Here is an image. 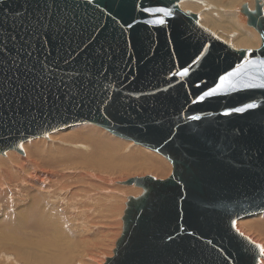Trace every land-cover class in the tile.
I'll return each instance as SVG.
<instances>
[{
    "label": "water",
    "instance_id": "obj_1",
    "mask_svg": "<svg viewBox=\"0 0 264 264\" xmlns=\"http://www.w3.org/2000/svg\"><path fill=\"white\" fill-rule=\"evenodd\" d=\"M179 4L0 0V156L80 125L105 129L173 169L124 183L143 195L130 197L105 264H260L237 229L264 213V89L244 87L259 72L249 66L236 88L204 93L245 59L264 60L263 7H242L261 46L235 49Z\"/></svg>",
    "mask_w": 264,
    "mask_h": 264
},
{
    "label": "bare ground",
    "instance_id": "obj_2",
    "mask_svg": "<svg viewBox=\"0 0 264 264\" xmlns=\"http://www.w3.org/2000/svg\"><path fill=\"white\" fill-rule=\"evenodd\" d=\"M224 1H226L229 6L233 7V10L231 11V13L235 10L238 11V14H235V19L230 18L223 23L225 25L229 24L233 27V29L230 32L228 30H226L225 28H222L220 22L213 20L212 12L213 11H219L221 9L219 5L223 3V0H206V1H203L207 7L205 11H202V8H201L202 6L198 4L200 2L199 0H180L179 6L185 12L197 14L200 22L202 23L201 25L202 26L205 25L204 27L207 29L210 28L209 29L210 31L213 30L212 31L213 33L218 32L221 35L222 34L228 35L230 33H233L232 31H234V29H235L237 32H236L235 36L233 35L234 37H233V41H232V42H234V45L232 44L234 48L239 49V47H248V48L256 47L258 49L261 45L257 42L255 34H253L252 32H250L248 30H245L243 28V25H246V23H248V19H247V16L245 14H243V12H242V7L244 5H247L248 9L250 11L254 12L255 7H256L255 6V0H224ZM258 1L262 5L263 12H264V0H258ZM221 10H223V7ZM233 14L234 13H232V15ZM221 18L224 19L225 15H222ZM243 29H244V31H240ZM230 36H232V35H230ZM230 36H229V38H231ZM257 36L260 39V36L258 35V33H257ZM218 37L221 38L220 36H218ZM223 41H225V40H223ZM260 41H261V39H260ZM240 49H242V48H240ZM83 126H85V125H83ZM80 129H82L81 135H83L84 129L79 128L78 130H80ZM78 130H76V131H78ZM85 130H87V129H85ZM68 131L63 132L64 134L69 133L68 135L65 136V137H71L68 140H60V141L55 140L53 143L52 142L46 143V141H44L42 138H38L40 140H37V142H34V144L29 145V148L26 149L27 151L25 152L24 155H22L24 157H21V156L19 157V156L15 155L14 153H12L13 151H10L9 154H7V155L5 154L6 155V157L4 156L5 158H0V200L2 198H5L6 202L4 204L9 206V203H10V197H8L9 191L6 189L5 185L6 184H8V185L13 184L12 182L14 180H18L19 176L22 177V180L20 179L22 181V184L25 185V188L27 187L26 189H24L26 193L23 191L24 192L23 195H27V196L31 197V199L28 201L26 200V198H24L25 200L22 201V205H20V203H19V205L21 207L19 205L16 206L19 209L17 215H15L13 212L7 211V209H6L7 207L6 208L0 207V254H2V255H0L1 258L3 256H7L8 259H10L11 255H13L16 258V260L19 261V263L23 261V264H94L99 260V259H95L94 255L92 254V249L94 248V244L92 243V239L96 235H94L91 232V230H93V229L90 230V228L93 227L94 225L99 224V226H102V229L103 228L105 229V214L112 216V215H114V213L117 210H121L119 207H123V206H122L121 202L113 200L111 198V194L113 193V190H110L108 188H106V189L100 188L101 194H97V197L95 199L89 200L90 203L94 201L95 203H93V204H87V205L84 204L83 205L82 200L84 202H86L87 196H89V195L91 196L95 190L88 192L86 194V196H83V197L81 196L80 199H77L78 201L81 202V204L77 202L76 198L78 195L83 193V191L85 190L84 188L87 189V186H89L91 188L92 186H90V185H93L96 182H102L103 179L106 177V174H107L106 171L104 173L103 170L105 168H107V166H110L111 164L114 165L116 162H118V159L120 158L121 155L117 156L116 153L114 152L112 146H109V147H106V149L111 151V158H110V157L104 155L102 152L103 142L101 140H103V139H101V138H95L94 139L89 133L88 136H85V139L80 138V140L74 141L72 139V137H75V136H72L73 132H68ZM92 131H93V128H90L89 132H92ZM108 136H110V135H108ZM53 137L50 135L48 137V139H50V141H53L52 140ZM70 140H73V141H70ZM31 141H33V140H31ZM38 142H43V143L40 144ZM64 142H67L68 144L75 146V148L71 147L70 145L65 144ZM96 142H98V143H96ZM28 144H30V143L28 142ZM28 144H26V145H28ZM139 146H141V145H139ZM24 148H25V146H24ZM1 159H3V160H1ZM43 166H47L48 170H49V168L52 171L56 170V172H57L58 167L64 168V169L68 168V169L73 170L74 172L76 170V171L80 172L81 174H75L76 173L75 172L74 174L76 176H74L73 174H72V176L75 178L79 177L82 180V183L75 185V183H77V182L74 183L73 181L65 180L64 175L62 176L61 181H59L60 179L58 180V178H57V180H53L54 179L53 173H51L50 170H49V172L45 171L43 169ZM172 171H173V169H172ZM3 175L5 177L1 178V177H3ZM12 177L14 179V180L12 179L13 181L11 180ZM66 177H67V174H66ZM146 177H151V176H146ZM155 180H157V179H155ZM83 182L89 183V185L83 184ZM134 186L135 185H132L131 187H134ZM135 187L140 188L137 186H135ZM7 188H8V186H7ZM48 191L49 192L52 191V193H54L55 191H57L59 193H63L64 191H65V193L68 192V194H66L65 198H64V199H66L65 201L67 202V205H68L67 208H71V207L75 206V208L78 210V209H82V206H83V208L88 209V211L86 210L87 212L85 210H83V211H85V213L83 212L84 214H82L81 217L77 216V214L75 213V209L71 208L73 211L68 212V214H71L70 220H72L74 222L77 221L78 223H81L83 226H86V228L84 227L81 230L77 229V232H74V233L72 232L73 238L76 241H73V242L70 241L71 243L68 241L64 242V243H60V241H58L59 242L58 243L57 238L55 239V237H54L55 235L53 236L50 234V232L53 231L52 229H55L54 228L55 224L60 221L59 220L57 222V220L59 218H61V216L56 219V223H55L53 221V218L56 217V214L54 213L55 209L53 211L52 210L53 208L51 209L47 204L43 203V201H45L44 199H46L45 193H47ZM84 192H86V191H84ZM5 193H6L7 197H4ZM108 193H110V195H108ZM114 194L115 195L118 194L121 197L124 196L123 194L118 193V192L113 193V195ZM2 195H4V196H2ZM10 195H11V193H10ZM43 197H44V199H43ZM129 199H130V197L128 198V202H129ZM13 200L15 201V199H13ZM105 201H106L107 206L105 204ZM122 201H125V200L122 199ZM25 202H28L27 206L23 205ZM59 207H61V206H59ZM12 209L15 210V208H12ZM56 209H58V208L56 207ZM93 210H94V212H93ZM65 211H67V210L65 209ZM58 214L61 215L60 213H58ZM73 214H75V216H73ZM259 215H262V214H259ZM256 216H258V215H256ZM252 217H248V219H250V218L252 219ZM109 219L112 223V225L110 227V229H112V230L111 231L107 230V231L111 234L117 233L118 232V226L121 225L123 223V221H122V223L120 222L119 216H113ZM245 219L247 220V218H245ZM65 221L66 220H64L63 223ZM241 222L242 221L240 220L237 223L238 231L241 234L247 236L252 242L256 243L260 247H264V239L262 238L263 236L261 235V237H260V236L256 235V233H255V235H253L251 233L252 230H248L249 235L247 233H244L243 231H245V230L242 227V224H240ZM18 223H19V225H18ZM61 223H62V220H61ZM61 223H59L58 225H60ZM58 225L56 224V226H58ZM29 226H31V228H28ZM99 226H98L97 230L100 231L101 227L99 228ZM66 227H64V228H66ZM95 227H97V226H95ZM50 229L52 231H49ZM58 229H57V231H58ZM27 231L30 232L31 235ZM59 231L61 232V230H59ZM65 232H66V230H65ZM53 233H56V231H54ZM32 234L35 237L39 236L40 234H43V235L47 234V236H48V234H50V236H52V237L43 238L44 236L43 237L41 236L40 238H34L32 236ZM61 234H63V233H61ZM68 236L71 237V235H68ZM254 236H256L257 238L258 237L261 238V242L256 241ZM53 237L55 240L50 239ZM59 238L60 237H58V239ZM61 238H62V236H61ZM70 239H72V238H70ZM70 239H67V240H70ZM39 241H41V243ZM102 243H101V245H102ZM54 245H59V247H58V250L55 251L56 253H54V255H52V256H46L45 255V256L41 257L39 255V252L36 251L37 249L42 248V249L46 250V251H43L45 253V252H47V250H51ZM8 259H7V261H8ZM12 259L13 258H11V260ZM3 260H5V259H3ZM9 262L12 263L11 261H9ZM101 262H103V259ZM105 263H106V261H105ZM4 264H5V262H4ZM260 264H264V255L261 258Z\"/></svg>",
    "mask_w": 264,
    "mask_h": 264
},
{
    "label": "rangeland",
    "instance_id": "obj_3",
    "mask_svg": "<svg viewBox=\"0 0 264 264\" xmlns=\"http://www.w3.org/2000/svg\"><path fill=\"white\" fill-rule=\"evenodd\" d=\"M200 2L198 3L199 5H201L202 7V11H205L206 10V5L204 4V2L203 1H206V0H199ZM180 5V4H179ZM220 6V8L222 9V7H223V10H219V11H213L212 12V15H213V20H216V21H218V22H220V24H221V27L222 28H225L226 30H228L229 32L233 29V27L231 26V25H225V24H223L225 21H227L228 19H230V18H232V19H235V14H238V11L237 10H235V11H233L232 13H234L233 15H232V13H231V11L233 10V7H231V6H229L228 4H227V2L226 1H224L223 0V3L222 4H220L219 5ZM231 13V14H230ZM197 15V14H196ZM222 15H225V18L223 19V18H221V16ZM230 15V16H229ZM219 16V17H218ZM200 21V20H199ZM204 22V21H203ZM200 24H202L201 22H200ZM205 26V25H204ZM243 28L245 29V30H248V31H250V32H252L253 34H255V36H256V39H257V42L261 45V41H260V39L258 38V36H257V31L255 30V29H253V28H251V27H249L248 26V23H246V25H243ZM210 29V28H209ZM244 29L243 30H240V31H244ZM213 31V30H212ZM247 31V32H248ZM233 33H230V34H228V35H226V34H220V33H216L215 32V34H217L218 36H220L223 40H225L227 43H229V44H233L234 45V42H232L233 41V37L236 35V30L234 29V31H232ZM230 35H232V36H230ZM234 35V36H233ZM259 35V34H258ZM227 36V37H226ZM229 36L231 37V38H229ZM232 45V46H233ZM240 48H242V49H247L248 47H239V49ZM235 49H237V48H235ZM248 49H257L256 47H252V48H248ZM87 126V127H86ZM92 126V127H91ZM85 127V128H84ZM79 128H83L84 129V134L83 135H81L82 134V129H80V130H78ZM90 128H93V131L92 132H89V129ZM95 128V129H94ZM75 129V130H74ZM85 129H87V130H85ZM69 130V131H68ZM76 130H78V131H76ZM99 130V131H98ZM65 131H68V132H73L72 133V136H75V137H72V139L74 140V141H78V140H80V138L81 139H85V136H88L89 135V133H90V135L95 139V138H101V139H103V140H101L102 142H103V148H102V152H103V154L104 155H106V156H108V157H110L111 158V151H109V150H107L106 149V147H109V146H112V148H113V150H114V152L116 153V155L117 156H119V155H121L120 156V158L118 159V162H116L114 165L113 164H111L110 166H107V168H105L104 170H103V172L105 173V171H106V177L103 179V181L102 182H96V183H94L93 185H90V186H92L91 188L89 187V186H87V189L86 188H84L85 190L84 191H86V192H84L83 191V193H81L80 195H78L77 196V198H76V200L77 199H80L81 198V196L83 197V196H86V194L88 193V192H91V191H93V190H95L94 191V193L90 196H87V201L86 202H84L83 200H82V204L84 205H87V204H93V203H95L94 201L93 202H89V200H92V199H95L96 197H97V194H101V189L100 188H108V189H110V190H113V193H115V192H118V193H121V194H123L124 196L123 197H121L120 195H113V193L111 194V198L113 199V200H116V201H119V202H121V204H122V206L123 207H119L121 210H117L115 213H114V215H112V216H110V215H108V214H105V229L103 230L102 229V226H99V224L98 225H94L93 227H91L90 228V230L91 229H93V230H91V232L94 234V235H96L93 239H92V243L94 244V248L92 249V254L94 255V257H95V259H99L96 263H94V264H105V261L107 260V259H109V258H112L113 257V255H114V250H115V248H116V244H117V241L119 240V238L121 237V235H122V232H123V225H124V223H122V221H123V217H124V213H125V211H126V209H127V203H128V198L129 197H134V198H139L140 196H142L143 195V190L141 189V188H136L135 186L134 187H131V186H126V185H124V183H125V181H128L129 179H132V178H142V177H146V176H151V177H153V178H155V179H157V180H166L167 178H169L170 176H171V174H172V166H171V164L162 156V155H160L159 153H157V152H154V151H152V150H150V149H147V148H145V147H143V146H139V145H136L134 142H132V141H127V140H123V139H119V137H115L114 135H112V134H110L109 132H107V131H105V129H102V128H99V127H96V126H93V125H85V126H83V125H80V126H78V127H73V128H69V129H66V130H64V131H61L60 133L58 132V133H56V134H52L51 136L53 137V141H50V139H44V138H42L44 141H46V143H53L55 140L57 141V140H68L69 138H71V137H65L66 135H68L69 133H63V132H65ZM59 134V135H58ZM110 135V136H108V135ZM51 138V137H50ZM41 139V140H42ZM77 139V140H76ZM37 140H40V139H35V140H33V141H29V143L30 144H28V142L26 143V144H28V145H26V144H24V146H25V148H24V146H23V150H24V153L23 154H20V153H17V152H12V153H14L15 155H17V156H21V157H24V156H22V155H24L25 154V152L27 151L26 149H28L29 148V145H31V144H34V142H37ZM73 140H70V141H73ZM32 142V143H31ZM38 143H40V144H42L43 142H38ZM65 144H67V145H70L71 147H73V148H75V146H73V145H71V144H68L67 142H64ZM96 143H98V142H96ZM126 145V146H125ZM150 150V151H149ZM10 152H8L7 154H9ZM6 154V155H7ZM13 154V155H14ZM154 154V155H153ZM6 155H4L5 157H6ZM4 156H0V158H5ZM159 156V157H158ZM10 157V156H9ZM7 159V158H6ZM1 160H3V159H1ZM69 164V163H68ZM43 169L45 170V171H47V172H49V170H50V172L51 173H53V175H54V179L53 180H57V178H58V180L59 181H61V178H62V176L64 175V177H65V180H70V181H73L74 183L75 182H77V183H75V185H77V184H80V183H82V180L78 177V178H75V177H73L72 176V174L74 175V176H76L75 174H81L80 172H78V171H76L75 170V172L73 171V170H71V169H68V168H60V167H58L57 168V172H56V170H54V171H52L50 168H49V170H48V167L47 166H43ZM56 169V168H55ZM59 170V171H58ZM71 170V171H70ZM68 171V172H67ZM108 171V172H107ZM55 172V173H54ZM64 172V173H63ZM70 172V173H69ZM61 175H60V174ZM75 173V174H74ZM66 174H67V177H66ZM71 176V177H70ZM5 176L3 175V177H1V178H4ZM70 177V178H69ZM67 178V179H66ZM13 179V177L11 178V180ZM22 177H20L19 176V178H18V180H12L11 182L13 183V184H6L5 186H6V189L9 191V194H8V197H10V203H9V206L8 205H6V204H4L5 202H6V199L5 198H2L1 200H0V207L2 208H6L7 209V211H10V212H13L15 215H17L18 214V211H19V209L16 207V206H18L19 205V203H20V205H22V201H24L25 199L24 198H26V200L28 201V200H30L31 199V197L30 196H27V195H23L24 194V192H25V190L24 189H26L25 188V185H23L22 184ZM78 180V181H77ZM17 183V184H16ZM123 183V184H122ZM21 184V185H20ZM83 184H86V185H89V183H84L83 182ZM7 186H8V188H7ZM11 186V187H10ZM10 187V188H9ZM17 187V188H16ZM90 188V189H89ZM10 189V190H9ZM89 189V190H88ZM13 190V191H12ZM88 190V191H87ZM98 190V191H97ZM24 191V192H23ZM79 192V191H78ZM97 192V193H96ZM10 193H11V195H10ZM15 193V194H14ZM26 193V192H25ZM13 194V195H12ZM46 195H45V197H46V199H44V197H43V199L45 200V201H43V203L44 204H47L53 211H54V209H55V211H54V213L56 214V217L55 218H53V221L56 223V219L58 218V217H60L61 216V218H59L58 220H57V222L58 223H56L57 225L59 224V223H61V220H62V223L60 224V225H58V226H56V224H55V226H54V228L56 229H50L49 231H52V232H50V234L51 235H55L54 237H55V239L57 238V242L58 241H60V243H64V242H73V241H76L74 238H73V233L74 232H77V229L78 230H81V229H83L84 227L86 228V226H83L81 223H78L77 221L76 222H74V221H72V220H70L71 219V214H68V212H72L73 210L72 209H75V213L77 214V216H80L81 217V215L82 214H84L85 213V211L87 210L88 211V209L87 208H83V206H82V209H76L75 208V206H73V207H71V208H67L68 207V205H67V202L65 201L66 199H64L65 198V195L66 194H68V192H66L65 193V191L63 192V193H59V192H57V191H55L54 193H52V191H48L47 193H45ZM5 195V196H4ZM4 195H2V196H4V197H7L6 196V193L4 194ZM108 195H110V193H108ZM12 196V197H11ZM23 196V197H22ZM59 196V197H58ZM62 196V197H61ZM80 196V197H79ZM22 197V198H21ZM79 197V198H78ZM56 198V199H55ZM67 198V197H66ZM13 199H15V201L13 200ZM122 199L123 200H125V201H122ZM127 200V201H126ZM4 201V202H3ZM12 201V202H11ZM48 202V203H47ZM77 202L78 203H80L81 204V202L80 201H78L77 200ZM89 202V203H88ZM125 202V203H124ZM13 203V204H12ZM4 204V205H3ZM27 204H28V202H25L23 205H25V206H27ZM60 204V205H59ZM105 204H106V201H105ZM19 205V206H20ZM64 205V206H63ZM11 206V207H10ZM14 206V207H13ZM59 206H61V207H59ZM106 206H107V204H106ZM105 206V207H106ZM121 206V205H120ZM21 207V206H20ZM55 207V208H54ZM56 207L58 208V209H56ZM12 208H15V210L14 209H12ZM64 208V209H63ZM89 208V207H88ZM65 209L67 210V211H65ZM83 210H85V211H83ZM58 211V212H57ZM80 211V212H79ZM86 211V212H87ZM82 212V213H81ZM84 212V213H83ZM93 212H94V210H93ZM58 213H60L61 215H59ZM65 214V215H64ZM67 214V215H66ZM64 216V217H63ZM73 216H75V214H73ZM92 216V215H91ZM113 216H119V218H120V222L122 223L121 225H119L118 226V232L117 233H113V234H111V233H109L107 230H112V229H110V227H111V225H112V223H111V221H110V219L109 218H111V217H113ZM85 218V217H84ZM66 220L64 223H63V221L64 220ZM122 219V220H121ZM68 221V222H67ZM242 222L240 223V224H242V227L244 228V230L245 231H243L244 233H249L248 232V230H252V234L253 235H255V233H256V235H258V236H260L261 237V235L263 236L262 238L264 239V213L262 214V215H258V216H253L252 217V219L250 218V219H248L247 218V220L246 219H244V220H241ZM263 221V222H262ZM18 225H19V223H18ZM63 227H62V226ZM62 228H61V227ZM67 226V227H66ZM95 226H97V227H95ZM98 226H99V228H100V231L99 230H97L98 229ZM64 227H66V228H64ZM28 228H31V226H29ZM59 228V229H58ZM76 228V229H75ZM57 229H58V231H57ZM66 230V232H65V230ZM59 230H61V232L59 231ZM102 230V231H101ZM54 231H56V233H53ZM28 232V231H27ZM65 232V233H64ZM69 232V233H68ZM71 232V233H70ZM73 232V233H72ZM242 232V233H243ZM260 232V233H259ZM263 234H262V233ZM30 235H31V233L30 232H28ZM58 233V234H57ZM61 233H63V234H61ZM50 234H48V236H47V234H40L39 236H37V237H35L33 234H32V236L34 237V238H40L41 236L43 237V238H49V237H52V236H50ZM57 234V235H56ZM66 234V235H65ZM68 235H71V237H69ZM249 235V234H248ZM61 236H62V238H61ZM54 237L53 238H50V239H52V240H55L54 239ZM58 237H60L59 239H58ZM67 237V238H66ZM255 237V239H256V241H258V242H261V238H257L256 236H254ZM70 238H72V239H70ZM67 239H70V240H67ZM74 239V240H73ZM48 240V239H47ZM46 240V241H47ZM65 240V241H64ZM104 241V242H103ZM40 243H41V241H39ZM70 242V243H71ZM103 242V243H102ZM59 243V242H58ZM101 243H102V245H101ZM58 247H59V245H54L53 247H52V249L51 250H47V252H43V251H46V250H44V249H37L36 251H38L39 252V255L42 257V256H52V255H54V253H56L55 251L56 250H58ZM0 255H2V254H0ZM5 257V258H4ZM7 256H3L2 258H1V256H0V264H4V262H5V264L7 263V264H9L10 262L9 261H11L12 263H10V264H23V261L22 262H20L19 263V261H17L16 260V258L13 256V255H11V258H13L12 260H11V258L10 259H8V257L6 258ZM3 259H5V260H3ZM7 259H8V261H7ZM102 259H103V262H101L102 261ZM15 260V261H14ZM105 260V261H104ZM4 261V262H3ZM25 263V262H24Z\"/></svg>",
    "mask_w": 264,
    "mask_h": 264
},
{
    "label": "snow or ice",
    "instance_id": "obj_4",
    "mask_svg": "<svg viewBox=\"0 0 264 264\" xmlns=\"http://www.w3.org/2000/svg\"><path fill=\"white\" fill-rule=\"evenodd\" d=\"M145 12L148 13H163L165 16H171L172 12L169 11L167 8H145ZM155 23L163 24L164 21H155ZM249 66L256 68L259 72V82L255 84H245L244 87L249 88H262L264 89V60L260 61H254V60H248L245 59L242 64H238L234 71L228 72L227 74L221 76L219 78V83L216 85V87L211 88L209 91L204 93V96L212 97L216 96L218 93L225 92L231 89H234L237 87L236 79L240 78L241 76H247L249 72ZM188 74V69L185 68L183 71L179 72L178 75L180 76H186ZM203 99V96L201 97ZM195 102V101H194ZM257 107L255 104H248L246 105V108H255ZM244 108H237L234 109V111L242 112L244 111ZM225 115H229L230 113L225 112ZM193 120L199 119L197 116L191 117ZM242 235V234H241ZM257 247L260 248V252L262 255H264V247H260L257 245Z\"/></svg>",
    "mask_w": 264,
    "mask_h": 264
}]
</instances>
